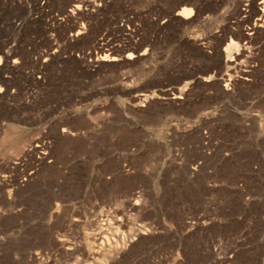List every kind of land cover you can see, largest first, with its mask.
I'll return each mask as SVG.
<instances>
[{
  "label": "rangeland",
  "instance_id": "1",
  "mask_svg": "<svg viewBox=\"0 0 264 264\" xmlns=\"http://www.w3.org/2000/svg\"><path fill=\"white\" fill-rule=\"evenodd\" d=\"M261 1L0 0V264H264Z\"/></svg>",
  "mask_w": 264,
  "mask_h": 264
},
{
  "label": "bare ground",
  "instance_id": "2",
  "mask_svg": "<svg viewBox=\"0 0 264 264\" xmlns=\"http://www.w3.org/2000/svg\"><path fill=\"white\" fill-rule=\"evenodd\" d=\"M259 5V11H261V12H264V0H262L261 1V3L260 4H258ZM258 10V9H257ZM76 11V10H75ZM189 12L187 13V12H184V14H185V18L186 19H188V18H190V16H191V14H192V11L191 10H188ZM74 13V12H73ZM260 13V12H259ZM183 15V14H182ZM263 14H261V16H262ZM102 56V55H101ZM100 57V56H99ZM129 59H132L131 57H129ZM100 60L101 61H105V62H112V63H116V62H118L119 61V59H118V57H116V56H114V55H105V57H101L100 58Z\"/></svg>",
  "mask_w": 264,
  "mask_h": 264
}]
</instances>
